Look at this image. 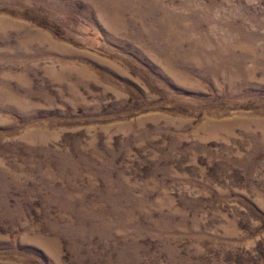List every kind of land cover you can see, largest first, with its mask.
Wrapping results in <instances>:
<instances>
[{"label":"rangeland","instance_id":"obj_1","mask_svg":"<svg viewBox=\"0 0 264 264\" xmlns=\"http://www.w3.org/2000/svg\"><path fill=\"white\" fill-rule=\"evenodd\" d=\"M0 264H264V0H0Z\"/></svg>","mask_w":264,"mask_h":264}]
</instances>
